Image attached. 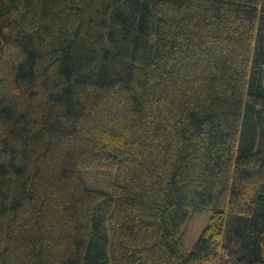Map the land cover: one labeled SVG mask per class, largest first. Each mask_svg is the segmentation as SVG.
Here are the masks:
<instances>
[{"label":"trees","instance_id":"obj_1","mask_svg":"<svg viewBox=\"0 0 264 264\" xmlns=\"http://www.w3.org/2000/svg\"><path fill=\"white\" fill-rule=\"evenodd\" d=\"M214 261L264 264V0H0V264Z\"/></svg>","mask_w":264,"mask_h":264},{"label":"rangeland","instance_id":"obj_2","mask_svg":"<svg viewBox=\"0 0 264 264\" xmlns=\"http://www.w3.org/2000/svg\"><path fill=\"white\" fill-rule=\"evenodd\" d=\"M95 177V174L93 175ZM94 179V178H93ZM202 216V219L200 218L199 220V223H194V221H192L191 225L190 226H187L183 232H182V237H183V234H184V240H185V243H186V246L187 248H191L192 245H193V242L196 241V239L198 238L199 236V233H198V229L204 225L205 221H207V216H205L204 214H201ZM201 223V224H200ZM212 264H219L218 261H214L212 262Z\"/></svg>","mask_w":264,"mask_h":264}]
</instances>
